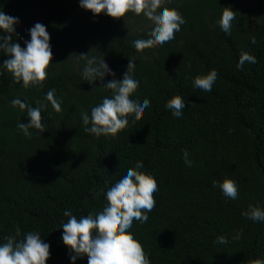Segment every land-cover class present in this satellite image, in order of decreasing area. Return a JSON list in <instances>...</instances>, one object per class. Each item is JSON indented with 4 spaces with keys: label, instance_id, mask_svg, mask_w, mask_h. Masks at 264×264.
I'll return each mask as SVG.
<instances>
[{
    "label": "trees",
    "instance_id": "16d2710c",
    "mask_svg": "<svg viewBox=\"0 0 264 264\" xmlns=\"http://www.w3.org/2000/svg\"><path fill=\"white\" fill-rule=\"evenodd\" d=\"M163 7L177 10L186 23L173 40L138 52L132 42L150 38L154 27L143 14L114 19L93 15L79 0H0V11L19 21L12 42L24 47L29 30L41 23L52 51L47 79L27 89L2 68L10 57L0 52V244L19 227L18 240L38 232L50 246L46 264H87V256L73 262L75 254L63 244V213L80 219L101 212L107 201L95 192L106 191V182L111 187L140 161L137 171L158 184L156 205L146 223L134 221L128 231L150 264L264 261V221L242 215L250 205L264 210V0H165ZM225 7L236 12L231 35L218 24ZM242 52L256 63L238 69ZM85 54L103 59L115 75L83 80L86 60L78 55ZM129 60L139 82L130 98L148 99L150 107L135 123L129 116L114 138L86 133L81 114L90 117L111 98L103 85L122 80ZM211 70L218 74L212 90L195 87L194 78ZM51 89L62 111L48 104L41 112L45 131L29 129L25 137L17 124L29 118L12 100L36 107L37 100L47 103ZM176 95L185 104L179 118L166 107ZM224 179L236 183V199L219 188ZM237 233L240 239L233 240ZM220 236L228 243H217Z\"/></svg>",
    "mask_w": 264,
    "mask_h": 264
},
{
    "label": "clouds",
    "instance_id": "9594fccd",
    "mask_svg": "<svg viewBox=\"0 0 264 264\" xmlns=\"http://www.w3.org/2000/svg\"><path fill=\"white\" fill-rule=\"evenodd\" d=\"M79 2L81 8L91 11L93 15L104 13L114 19L122 18L128 12H133L137 16L143 14L154 27L149 33L150 38L132 42L138 52L173 40L175 33L180 31V26L186 23L177 10L163 7L165 0H79ZM235 19L236 12L225 7L218 20L219 27L227 35H231L232 21ZM18 22V18L0 11V31L8 34L0 35V52L10 57L3 62L2 68L12 74L14 82L22 81L25 89L42 86L47 79V68L52 60L50 36L43 24L36 23L29 30L30 40L25 41V46L21 47L19 43L12 42L14 26ZM252 43H255L254 37ZM78 56L86 60L81 75L88 83L102 81L106 75H115L103 59L98 61L96 57L89 58L88 54ZM245 62L256 63V59L247 52H242L237 68L242 69ZM134 69V60H129L122 80L113 79L103 85L112 91L111 98L105 97L102 103L93 107L90 117L87 113L81 114L86 133L94 134L96 137L103 135L114 138L128 126L129 116H134L133 123L143 117L145 109L150 107V101L145 99L140 103L130 98L139 87V82L133 78ZM217 75L215 70H211L206 75L196 76L194 86L203 91H211ZM45 100L47 103L37 100L36 107L22 102L19 98L12 100V107L18 106L21 111H26L29 118V123L17 124V128L25 137H31L29 129L34 128L40 133L45 131L41 112L48 104L55 112L62 111V101L56 98L55 89L47 92ZM166 107L172 111L173 116L179 118L185 107L184 99L179 95L173 96L166 103ZM89 123L91 127H87ZM188 155L187 151L183 152L185 164L191 167L192 161L188 159ZM142 167V162L137 161L136 167L128 169L126 175L114 185L108 187L106 182V191L101 189L95 192L96 198L104 193L107 201L101 212L95 215L90 213L80 219L69 210L63 213L68 220L62 224L61 239L70 252L75 254L70 257L73 262L77 257L87 256V264H150L143 246L128 231L134 221L146 223L147 213L156 205L154 193L158 191V184L151 175L137 171ZM216 186V181H213V187ZM218 186L226 197L233 200L237 198L238 188L233 180L224 179ZM242 215L253 221H264V210L259 206L250 205L249 210ZM20 235V228L16 227L14 235L4 237L6 242L0 244V264H46L50 257V246L43 242L40 234L28 232L23 239L18 240ZM232 238L240 239V233ZM216 242L227 244L228 240L220 236ZM250 264H264V261L256 259Z\"/></svg>",
    "mask_w": 264,
    "mask_h": 264
}]
</instances>
